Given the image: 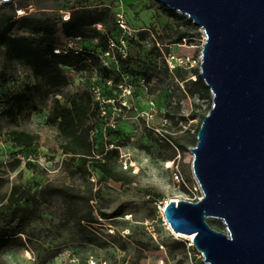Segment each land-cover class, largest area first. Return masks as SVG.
Returning <instances> with one entry per match:
<instances>
[{
	"label": "rangeland",
	"instance_id": "rangeland-1",
	"mask_svg": "<svg viewBox=\"0 0 264 264\" xmlns=\"http://www.w3.org/2000/svg\"><path fill=\"white\" fill-rule=\"evenodd\" d=\"M120 3L124 27L117 21ZM77 5L107 7L105 24L94 26L107 35V51L96 39L74 40L62 30L59 21ZM161 6L157 0L0 2V33L15 22L10 35L37 39L40 29L24 28L23 18H51L58 22L55 50L96 54L95 63L82 71L61 67L66 83L49 94L44 79L22 62L8 61L6 47L0 45V232L12 236L0 264H69L72 256L80 264L90 259L107 264H206L191 242L173 235L161 210L171 200L198 202L203 196L191 149L196 129L213 108V97L192 87L193 97L185 82L201 71L206 38L200 28L176 21ZM20 10L26 15L20 17ZM184 31L194 38L176 43ZM97 68H105L108 77L98 75ZM36 84L42 89L34 92L23 113L4 115L13 108L14 96ZM85 91L106 111L100 114L103 129L92 135L94 149L103 153L118 148L111 163L120 182L102 177L91 166L86 168L92 174L83 177L80 161L63 153L57 129L48 124L55 97L65 102ZM14 131L35 134L38 140L31 148L17 147ZM13 187L20 194L12 205ZM49 187L66 193L54 194ZM102 212L121 216L106 220ZM90 214L98 223L80 222ZM209 221L226 232L222 221Z\"/></svg>",
	"mask_w": 264,
	"mask_h": 264
},
{
	"label": "water",
	"instance_id": "water-1",
	"mask_svg": "<svg viewBox=\"0 0 264 264\" xmlns=\"http://www.w3.org/2000/svg\"><path fill=\"white\" fill-rule=\"evenodd\" d=\"M157 2L204 32L199 77L213 97L191 149L203 196L169 201L166 219L206 264H264V0Z\"/></svg>",
	"mask_w": 264,
	"mask_h": 264
},
{
	"label": "trees",
	"instance_id": "trees-1",
	"mask_svg": "<svg viewBox=\"0 0 264 264\" xmlns=\"http://www.w3.org/2000/svg\"><path fill=\"white\" fill-rule=\"evenodd\" d=\"M162 10L167 13L171 18L176 21H186V24L193 28V23L190 20H186L183 16L168 9L165 6H161ZM107 7H91L77 5L71 8L70 16L68 20L59 21L62 26V30L65 34L74 40H98L99 45L107 51L109 45L107 44V35L101 33L94 27L97 24H105L107 16ZM22 19V18H20ZM15 22L8 23L0 33V45L6 47V59L8 61H19L32 69L36 78L44 79L45 86L48 89V93H52L54 90L60 89L65 83L66 79L62 75L61 67H68L82 71L87 66L93 65L96 60L95 52L88 51H72L69 50L63 53H56L55 46V34L58 26V22H55L51 18H23L22 25L24 28L36 26L41 31L40 38L30 39L25 37H16L10 35L11 30L15 26ZM141 36L143 34H140ZM143 37V36H142ZM194 35L184 31L179 34L176 43L181 44L184 39H193ZM98 75L102 77H108L105 68H97ZM195 80H190L187 83V93L196 96V92L192 91V87L199 90L200 94L210 97V90L205 85L204 81L200 79L199 74H195ZM177 78H181L177 73ZM118 83V82H117ZM42 89L41 84H36L32 87L27 86L25 91L20 95L12 98L13 108L4 115L10 118H15L17 115L23 113L26 106L31 102L34 92H40ZM198 94V92H197ZM111 100V99H109ZM116 102L115 99H113ZM120 108L123 106L121 104ZM101 107L99 102H96L92 93L85 91L81 94L74 95L68 98L65 102H62L59 98L53 99L51 113L48 118V124L55 127L58 132V138L60 147L65 155L78 159L81 163V175L87 177L92 174L86 166H91L95 171L101 174L104 178L112 179L113 181L120 182L122 178L119 176L115 167L112 165L111 160L118 156V148L108 149L99 153L94 149V138L96 130H102V122L100 119ZM106 129V128H105ZM199 128L196 129L193 139V146L197 145V133ZM38 140V136L26 131H14L13 141L17 147L28 149L31 148ZM178 148L183 149V146L176 141ZM175 156H168L166 159H174ZM52 193L64 195L65 190H59L54 187L48 188ZM20 189L13 187L9 195L10 204H14ZM91 199H89V202ZM102 219H110L113 217H120V213L108 214L102 212L100 214ZM80 222H86L89 225L98 223L94 216L86 215L82 216ZM213 228H222L221 224H214L208 221ZM12 236L7 232H0V254L3 250L11 245ZM182 247L185 249L186 242H182Z\"/></svg>",
	"mask_w": 264,
	"mask_h": 264
},
{
	"label": "built area",
	"instance_id": "built-area-1",
	"mask_svg": "<svg viewBox=\"0 0 264 264\" xmlns=\"http://www.w3.org/2000/svg\"><path fill=\"white\" fill-rule=\"evenodd\" d=\"M118 8L120 10H118V12H117V17H118L117 21L121 24L122 27H124L125 20H124V15H123V5H122V3H120V6ZM19 13H20V17H23L24 15H26L25 12L22 11V10H20ZM68 19H69V16H67L65 18V20H68ZM55 52L56 53H60L58 50H55ZM101 113H102V115H106V111H105V109L103 107H101ZM93 181H94V178H93ZM69 264H80V261L78 260V258L72 256V258L69 260ZM86 264H107V262L98 263V262L94 261L93 259H90V260L87 261Z\"/></svg>",
	"mask_w": 264,
	"mask_h": 264
},
{
	"label": "bare ground",
	"instance_id": "bare-ground-1",
	"mask_svg": "<svg viewBox=\"0 0 264 264\" xmlns=\"http://www.w3.org/2000/svg\"><path fill=\"white\" fill-rule=\"evenodd\" d=\"M175 201H177V200L175 199ZM166 204H167V203H166ZM166 204H165V206H166ZM164 209H165V208H162L161 210H162V215L165 216ZM165 221H166V225L168 226V229L173 233V235H174L175 237H177V238H181V239H184V240H187V241H189V242L192 243V241H193L195 235H186V234H182V233H175V232L172 230V228H171V224L167 221V219H166ZM192 245H193V243H192Z\"/></svg>",
	"mask_w": 264,
	"mask_h": 264
}]
</instances>
